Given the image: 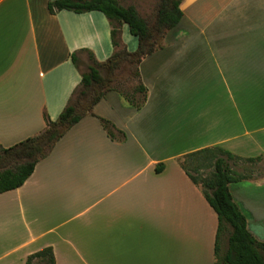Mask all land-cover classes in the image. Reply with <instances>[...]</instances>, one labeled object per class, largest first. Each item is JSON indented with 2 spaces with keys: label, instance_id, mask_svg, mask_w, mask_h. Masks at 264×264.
I'll return each instance as SVG.
<instances>
[{
  "label": "crops",
  "instance_id": "obj_1",
  "mask_svg": "<svg viewBox=\"0 0 264 264\" xmlns=\"http://www.w3.org/2000/svg\"><path fill=\"white\" fill-rule=\"evenodd\" d=\"M49 1L0 0L5 148L39 134L45 115L59 117L80 84L88 52L100 62L115 52L103 13L52 14ZM180 7V24L140 65L147 88L142 107L117 91L107 93L94 115L64 134L23 186L0 194V264H26L47 247L57 264H216L218 216L181 162L192 152L221 147L240 163L264 166V108L246 93V86H264V0H183ZM203 37H221L223 67L237 86V99L229 95L222 112L191 116L189 123L184 118L194 104L180 111L159 96L156 105L154 89L175 85L195 50L214 55L210 45H179L183 38L194 43ZM122 41L132 51L138 47L127 25ZM102 118L113 125L115 138ZM200 138L203 144L191 146ZM244 175L230 192L249 231L264 242V170ZM91 199L96 201L87 206Z\"/></svg>",
  "mask_w": 264,
  "mask_h": 264
},
{
  "label": "trees",
  "instance_id": "obj_2",
  "mask_svg": "<svg viewBox=\"0 0 264 264\" xmlns=\"http://www.w3.org/2000/svg\"><path fill=\"white\" fill-rule=\"evenodd\" d=\"M183 0H159L154 27L143 18L134 6H124L120 0H51L48 10L55 14L71 11L77 14L101 12L112 26L111 41L115 52L107 60L98 61L88 52V70L81 73V81L74 90L68 104L56 120L45 115L46 127L36 136L30 137L14 146L0 145V194L15 190L33 174L36 165L45 159L55 148L57 142L84 117L94 115V107L107 93L117 91L136 109L146 101L147 88L141 81L140 65L143 60L161 49L165 32L177 27L184 17L181 10ZM127 25L130 34L138 39V47L130 51L122 41V27ZM73 62L78 66L76 55ZM134 68V77L139 84L132 93L114 86L112 74L122 66ZM92 90L88 106L81 108L82 97ZM141 94L142 99L136 95ZM108 135L115 138L111 122L101 119ZM240 157L221 147L205 148L184 157L182 167L202 191L218 216V229L215 243L216 264H264V242L258 240L248 229L247 218L230 192V185L247 179V175L237 173L231 166ZM254 161L255 159H248ZM193 166L196 175L188 170ZM160 164L156 168L161 171ZM210 171L208 176L200 172ZM227 246L223 253V239ZM26 264H57L52 247L44 248L27 258Z\"/></svg>",
  "mask_w": 264,
  "mask_h": 264
},
{
  "label": "rangeland",
  "instance_id": "obj_3",
  "mask_svg": "<svg viewBox=\"0 0 264 264\" xmlns=\"http://www.w3.org/2000/svg\"><path fill=\"white\" fill-rule=\"evenodd\" d=\"M121 4L124 6H134L139 14L145 18L151 27H154L156 14L158 10L159 0H120ZM249 11V13H251ZM248 13V11H247ZM254 14V12L252 13ZM218 29V27H216ZM168 31L165 32L162 44L164 45L165 38ZM209 38V39H208ZM203 37L198 42L188 43L190 39L183 38L179 45H193L198 48L202 46L210 45L211 48H216V51L213 54L207 52L206 50H195L193 55H188V60L185 61L181 67V79L176 81L175 85L173 83H168L163 87H155V95L156 99H154V103L157 105L158 98L161 96L164 100L169 102L168 104L174 107L177 103L180 111H185L190 105L194 104L192 111L187 114V118H184V121L191 122V116H201L203 114H209L210 112H222L226 109L228 103V96L231 95L232 97L237 99V91L236 87L233 82L229 79L228 71L223 67L222 62V53L220 52L221 43L223 42L221 37L219 38H211V37ZM224 41H227L225 39ZM201 46V47H200ZM204 48V47H203ZM128 49L132 51L129 47ZM135 51V50H134ZM220 52V53H218ZM193 57V59H190ZM90 62L87 61L85 65L81 66L80 71L86 72L88 70ZM195 68L194 74L190 75L191 68ZM114 79V86H117L121 90L126 92L132 93L133 90L138 86L139 81L134 77V68L130 67L129 65L122 66L118 71L112 74ZM246 93L248 96L256 95L255 99L257 102L253 103L256 104L258 107L264 108V86L255 87L254 85L246 86ZM93 91L90 90L86 96L82 97L79 105L81 108H86L89 104V100ZM137 99L141 100L142 95L137 94ZM193 97V98H192ZM161 98V100H162ZM193 99V102H191ZM197 101L195 102V100ZM156 101V102H155ZM164 101V102H165ZM240 102H236L235 105H239ZM165 105V103H164ZM233 102H231L232 107V116L234 117L235 111L233 110ZM171 107H168L169 109ZM210 115V114H209ZM104 119V118H102ZM106 120V119H105ZM136 121L139 119L136 118ZM103 125V124H102ZM194 125V124H193ZM104 127V126H103ZM105 128V127H104ZM195 127H193V130ZM106 130V129H105ZM192 130V128H191ZM107 131V130H106ZM108 133V132H107ZM143 140V139H142ZM205 142V139L200 138L196 143H191L193 147L199 146ZM145 143V141H144ZM146 145H151L150 143H146ZM185 145V143H184ZM231 166L233 169L241 174L244 175L245 173H261L264 170V166L260 165H245L244 163H240V160L236 162L231 161ZM188 170L196 175V172L193 170V166L188 164ZM203 176H208L210 171L207 169H203L200 172ZM96 200L91 199L88 201L87 206L92 205ZM57 207V204H55ZM93 209L92 214L97 210ZM58 215H55L54 218H57ZM227 246L226 238L223 239L222 250L223 253ZM87 264H94V263H87Z\"/></svg>",
  "mask_w": 264,
  "mask_h": 264
}]
</instances>
